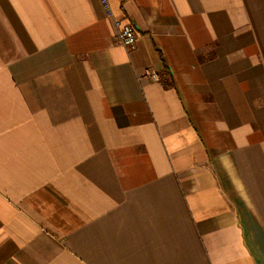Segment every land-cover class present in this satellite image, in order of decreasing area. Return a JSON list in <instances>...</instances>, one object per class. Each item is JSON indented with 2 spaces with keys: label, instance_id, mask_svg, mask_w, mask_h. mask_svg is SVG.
Segmentation results:
<instances>
[{
  "label": "crops",
  "instance_id": "obj_1",
  "mask_svg": "<svg viewBox=\"0 0 264 264\" xmlns=\"http://www.w3.org/2000/svg\"><path fill=\"white\" fill-rule=\"evenodd\" d=\"M109 4L0 0V264H264V0Z\"/></svg>",
  "mask_w": 264,
  "mask_h": 264
},
{
  "label": "built area",
  "instance_id": "obj_2",
  "mask_svg": "<svg viewBox=\"0 0 264 264\" xmlns=\"http://www.w3.org/2000/svg\"><path fill=\"white\" fill-rule=\"evenodd\" d=\"M102 1L105 4L108 14L112 15L109 0ZM115 24L118 30L116 35L117 41L126 48H134L138 40V33L136 27L132 23L128 21L125 22L122 20H116ZM152 76L155 80H159V77L155 73Z\"/></svg>",
  "mask_w": 264,
  "mask_h": 264
}]
</instances>
